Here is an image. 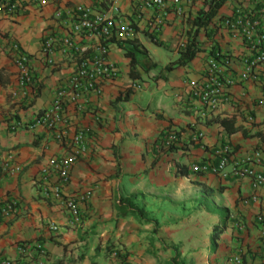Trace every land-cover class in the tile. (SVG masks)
I'll use <instances>...</instances> for the list:
<instances>
[{
	"label": "crops",
	"instance_id": "crops-1",
	"mask_svg": "<svg viewBox=\"0 0 264 264\" xmlns=\"http://www.w3.org/2000/svg\"><path fill=\"white\" fill-rule=\"evenodd\" d=\"M19 2L17 13L0 11V161H8L10 170L0 181V199L14 198L19 204L15 216L0 222V259H15L19 243L38 241L47 251L48 264H160L162 250L148 249V243L142 242L140 231L148 228L142 223H150L155 230L160 226L158 234H164L169 225L166 214L172 212L164 210L165 206L176 207L174 198L181 196L173 185L187 177L175 175L177 164L190 166L214 158L215 149L228 145L229 162L222 173H194L192 180L207 191H220V203L230 212V250L240 253L243 264H264V217L257 218L261 205L250 198L248 178L234 172V163L257 148L261 158L255 168L264 173V87L243 78L229 88V97L215 113L206 116L188 86L199 77L205 58L218 53L230 57L231 71L241 77V58L250 51L240 36L214 27L235 5L249 7L250 1L226 0L207 28H199L200 51L195 57L165 72L166 65L179 56V44L188 42L194 30L192 20L204 7V0H194L183 15L169 13L163 18L156 41L152 40L156 15L148 10L136 15L129 0H110L119 11L117 26L134 27L121 47L117 40L109 43L108 58L120 69V77L102 85L100 93L89 97L81 111L70 106L64 122L54 130L42 126L12 129L13 123L33 120L49 108L56 87L73 69L60 51L55 52V66L37 59L43 40L61 32L53 18L55 0H42L40 5L30 0ZM112 14L110 10L106 13ZM12 39L23 51L36 56L33 86H18L17 69L9 56L8 41ZM130 40L137 42L139 49H146L149 56L143 59L144 54H137V78L129 76L130 59L123 52L131 49ZM75 41L86 51L92 44L87 38L76 37ZM151 61L154 68L145 70ZM259 68L262 73L264 65ZM217 117L231 118L238 130L228 133ZM167 126L176 128L180 137L175 150L162 151L155 140ZM79 127L88 140L72 163L71 180L63 193L80 199L85 191L92 194L89 201L78 199L82 220L72 224L65 202L45 196L44 187H50L51 179L40 182L39 173L51 158L69 150ZM256 195L264 202L263 189ZM128 203L134 207L127 208ZM135 209H140V216ZM118 246L125 248V259L112 256Z\"/></svg>",
	"mask_w": 264,
	"mask_h": 264
},
{
	"label": "built area",
	"instance_id": "built-area-1",
	"mask_svg": "<svg viewBox=\"0 0 264 264\" xmlns=\"http://www.w3.org/2000/svg\"><path fill=\"white\" fill-rule=\"evenodd\" d=\"M35 5H40L42 0H30ZM133 14L139 15L148 10L151 11L158 22L152 25V40L156 41L159 24L169 13L183 15L193 5L194 0H129ZM250 6L235 5L229 16L220 19L216 28L223 27L232 36H240L243 44L250 51V55L241 58L243 73L237 76L230 69V57L224 54L208 55L204 61V67L198 78L188 83L189 93L195 98L203 113L209 116L214 113L228 96L230 87L241 79H253L264 87V71L260 72V65H264V0H249ZM57 4L53 18L61 32L54 36L46 37L42 42L39 59L44 65L55 66L58 60L55 52L60 51L62 56L73 64L68 77L58 84L54 91L49 108L41 111L33 120L15 122L12 129L26 127L35 129L42 126L47 130H54L64 122L65 111L73 106L81 111L88 98L93 94H99L101 86L112 83L120 77L118 66L109 60L110 41L119 42L127 40L134 31L132 24L117 26L118 8L110 0H89V2ZM20 7L19 0H0V11L7 14L17 13ZM111 16H107L108 11ZM153 31H156L153 33ZM76 37L90 39L92 44L88 51L76 43ZM9 56L17 69V83L19 88L33 86L36 80L33 76V62L35 55L23 51L17 41H8ZM179 46H184L180 43ZM17 92L12 95L16 96ZM178 130L174 127L166 129L160 134V148L168 149L178 144ZM87 135L82 127H79L71 138L70 148L60 157L49 160L39 173V181L51 179L50 187H44L45 196H51L60 203L65 202L68 209L70 222L79 224L81 214L78 199L74 196H64L63 189L70 182V169L72 163L85 150ZM230 147L224 145L213 151L214 158H208L200 163L190 165L194 173L219 174L229 162ZM260 149H255L234 163V172L249 180L252 189L251 199L257 201L261 208L258 219L264 217V202L256 195L258 189L264 190V173L255 168L260 162ZM1 160V152H0ZM9 163L0 161V181L10 173ZM92 192L85 191L81 196V202L89 201ZM19 204L14 198L0 199V222L6 221L18 213ZM54 229L55 226L52 225ZM264 246V245H263ZM264 248V247H263ZM19 255L15 259L2 258L0 264H48L47 251L38 241L21 242L18 244ZM116 256V251H112ZM240 263V259H236Z\"/></svg>",
	"mask_w": 264,
	"mask_h": 264
},
{
	"label": "rangeland",
	"instance_id": "rangeland-1",
	"mask_svg": "<svg viewBox=\"0 0 264 264\" xmlns=\"http://www.w3.org/2000/svg\"><path fill=\"white\" fill-rule=\"evenodd\" d=\"M173 187L179 188L181 196L174 198L176 207L165 206L164 210L172 212L166 214L169 225L164 234H158L160 226L155 230L148 222L142 223L148 228L142 229L139 234H143L141 239L148 243V249L162 250L160 264H170L175 253L179 255L177 264H241L242 260L236 262L240 253L229 248V221L219 226L224 230L217 238L213 236L215 223L219 221L217 217L222 212L230 213L220 203V191H207L202 184L192 180V175L181 177ZM171 191L173 195L177 194ZM124 250L118 246L122 255Z\"/></svg>",
	"mask_w": 264,
	"mask_h": 264
},
{
	"label": "trees",
	"instance_id": "trees-1",
	"mask_svg": "<svg viewBox=\"0 0 264 264\" xmlns=\"http://www.w3.org/2000/svg\"><path fill=\"white\" fill-rule=\"evenodd\" d=\"M226 0H204V7L202 9H200L197 13V15L193 18L192 20V25H193V32L190 34L189 40L188 42H186L184 44V46H178V52H179V56L173 60L170 61L164 71L168 72L171 69L178 67V66H184L186 64H188L194 57L195 55L200 51V47L198 46V40H197V34H198V30L199 28H204L206 29L207 26L209 25L210 22H212V20L218 15V11L221 8V6L224 4ZM216 27H214L215 29ZM129 43V45H131V49H124V55L126 57H128L130 59L129 62V76L131 78H137L139 76V73L137 71V66L140 65V59H138L137 54H144L143 59L149 57L147 54L146 49L142 48L139 49L138 46L139 44L134 40H130L127 41ZM116 44L118 46L121 47V42L116 41ZM146 56V57H145ZM155 64L151 61L149 64H147V66H145V70H151L152 68H154ZM157 77H161V76H157ZM129 91H126L124 94L123 99H126V95L128 94ZM215 113V112H214ZM214 113H211L209 116L213 115ZM217 122L220 124V126H222L228 133H233L236 132L238 130L237 127L234 126V122L231 118L228 117H217L216 118ZM173 126H167L165 128H163L159 134L157 135V138L155 140V142H157V144L160 147V134L163 133L166 129H169ZM178 133V139L180 137L179 135V131H177ZM190 144H192L190 142ZM177 147L176 145L171 146L168 149L163 148L162 151H171V150H175ZM194 172L191 171L190 166L188 164H177L176 169H175V175L176 176H191L193 175ZM127 208L128 206L130 207H134L133 204L128 203V205H126ZM137 212H139L140 214H138V216L141 215L140 209H135ZM219 221H217L214 227V237H218L224 229H220L219 226L220 225H225L226 221L229 218V215L227 212H222L221 215L218 217ZM116 251V256L118 258H122L125 259L126 255L124 254L123 256L120 255V252ZM114 256V257H116ZM179 259V255L178 253H175L171 259H170V264H177ZM183 264V263H181ZM243 264V262L241 263Z\"/></svg>",
	"mask_w": 264,
	"mask_h": 264
}]
</instances>
